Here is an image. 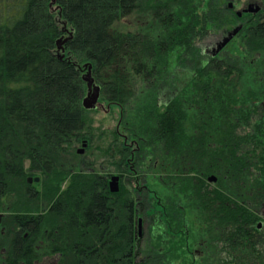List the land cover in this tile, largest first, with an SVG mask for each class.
Segmentation results:
<instances>
[{"label": "trees", "instance_id": "trees-1", "mask_svg": "<svg viewBox=\"0 0 264 264\" xmlns=\"http://www.w3.org/2000/svg\"><path fill=\"white\" fill-rule=\"evenodd\" d=\"M225 1L0 0V264H32L38 241L57 264H193L190 213L199 231L219 234L224 264L238 254L264 264L249 232L264 207V0L242 18ZM237 23L240 59H206L209 32ZM174 56L189 73L176 91ZM89 70L122 110L137 157L162 167L168 197L155 206L143 197L138 209L157 210L145 248L133 230L135 193H112L73 166L76 147L94 138L83 106ZM212 175L218 189L207 186Z\"/></svg>", "mask_w": 264, "mask_h": 264}, {"label": "flooded vegetation", "instance_id": "flooded-vegetation-1", "mask_svg": "<svg viewBox=\"0 0 264 264\" xmlns=\"http://www.w3.org/2000/svg\"><path fill=\"white\" fill-rule=\"evenodd\" d=\"M234 1V0H231ZM247 3V2H246ZM233 4V8H230L229 5L227 6L229 11L233 12L235 15H237L238 12L243 11L248 8V6L251 4H244L242 9L240 10H235V5ZM259 5V4H258ZM260 6V5H259ZM261 9V7H260ZM242 15L238 18H242ZM241 26V24L237 23L233 27H231L226 33L221 35L220 38H216L213 35V31L209 32V37L212 39L213 36L215 37V40L212 39L210 42V38L208 42L205 44V49L203 50L204 55L206 56V59H240V52L238 55L235 54H229L227 52V47L232 45L233 41H235L239 35V33L234 37L220 52L216 53L215 47L218 42H220L229 32H231L234 28ZM213 43V44H212ZM209 45V46H208ZM207 46V47H206ZM94 84L97 85L95 82ZM145 92V90L141 91ZM88 96V92L87 95ZM113 109H116L119 112V118H118V123L116 126V130L118 132L119 138L123 140V147L121 151H124L127 154V157L124 159H117V150H115L114 146V140H113V135L111 132V142L108 145V151L107 153V159L108 160V168L109 171L106 174L97 173L92 170H84L82 166L78 170L93 173V174H98L100 177L104 178L107 186L110 188V183L114 177L118 178V185H119V191L121 186H125L130 188V190L135 193V200L132 202L133 203V208H134V227L133 230H135V234L137 238L143 239L145 235V225L143 223V220L140 219L142 217V212L144 211V204H143V197H146L147 195L146 192H149L148 194H155L153 191L155 186L161 183V171L162 167L159 166L160 161L154 160L153 158H150L153 160V169H150V164L146 163L148 160H144L140 157H137L138 155V143L135 140H130L127 138L128 136L126 135V131L122 129V110L118 108L115 104L113 105L112 103L108 102L107 100H104L102 98V93L101 89L99 92V99L94 108H92L91 113H104V114H109ZM208 135V132H206ZM209 139V135L207 137ZM82 146L80 150H77V154H83L87 151L90 150L92 143L91 141L87 140H82L81 143L79 144ZM86 145V147L83 148V146ZM211 145L207 143V149L210 150ZM116 159L118 161H116ZM116 163V164H115ZM155 165H157L155 167ZM154 172V173H153ZM211 177H215V181L210 182L209 178L207 179V186L210 189H218V178L216 175H212ZM40 178V177H39ZM41 181V179H40ZM35 184V183H34ZM153 188V189H152ZM111 191V190H110ZM118 191V192H119ZM117 192V193H118ZM146 195V196H145ZM149 201V200H148ZM257 203L256 201H254ZM217 205H220V202L216 203ZM142 207V212L139 209V207ZM258 213V219L256 220L255 226H253L249 231L252 236L257 239L255 243L259 246L258 248L261 250V253L264 257V207L261 210L257 211ZM141 221V222H140ZM156 222V220H154ZM199 224H197V229H199ZM206 225H202L200 228V231H195L196 229L193 226H187V232H186V237H185V247L184 249L186 252H188L187 259L189 262L192 261L193 264H224L223 261L225 260V245L223 242L219 239L218 235L219 234H206L205 229ZM153 227L151 228L152 231ZM154 230V229H153ZM154 232V231H153ZM195 232H198L197 234ZM178 234V233H176ZM27 236V235H26ZM238 245L240 248L244 245V242L239 241ZM241 255H237L235 264H241ZM144 263L146 264L144 258H139L136 261V264H141Z\"/></svg>", "mask_w": 264, "mask_h": 264}, {"label": "rangeland", "instance_id": "rangeland-1", "mask_svg": "<svg viewBox=\"0 0 264 264\" xmlns=\"http://www.w3.org/2000/svg\"><path fill=\"white\" fill-rule=\"evenodd\" d=\"M226 5H230V3H234L235 10H240L244 6V4H258L255 0H226ZM247 2V3H246ZM228 31V30H227ZM226 33V32H225ZM213 35L216 38H220L221 35H219V32L217 30L213 31ZM213 44V43H212ZM209 46V45H208ZM207 47V46H206ZM205 49V45L203 46V50ZM241 50V39L237 38L235 41H233L232 45L227 47V52L229 54H235L238 55L239 51ZM170 72L171 74H175V77L172 75V85L174 86V91L177 90V88H180L179 86L182 84H185L188 78V70L184 69V67L179 62L178 56H174V58L171 60L170 63ZM170 74V75H171ZM84 77H87V73L83 75ZM87 85L89 84L86 82ZM95 87V84H93V89ZM92 94V93H91ZM87 98V96H86ZM85 98V99H86ZM91 119L93 120V129H94V138L92 139V146L87 153L85 152L83 154H77L75 152V157L73 158V166H76L77 169L82 166L84 170H92L97 173L106 174L109 171L108 168V160L107 159V148L109 143L111 142V132L116 128L119 118V112L116 109H113L109 114H104L102 112L100 113H91L90 114ZM82 148L81 145H78L76 147V151L80 150ZM155 160V159H154ZM159 161V160H158ZM153 160L148 159L146 163L152 165ZM157 165H155L156 167ZM156 188H152L153 191H156V194H147V199L151 200V203L155 206L157 201L160 199H164L168 197V191L165 190L162 183L155 186ZM160 198V199H157ZM157 210L154 211H148L146 215H142L140 219L143 220L144 227H145V235L144 238L141 241V247L145 248L146 245L149 243L150 240V234H151V228L154 225V220H156V214ZM189 216V215H188ZM194 213H190V216L188 217L189 221L191 220L195 231H199L197 229L198 221L195 218ZM154 233V232H153ZM196 234L198 232H195ZM45 241H38L36 250L38 251V256L34 259L30 260V263L32 264H57V262L60 260V257L57 255H52L49 252H46L44 250V247L46 244ZM142 259L143 256H140Z\"/></svg>", "mask_w": 264, "mask_h": 264}, {"label": "water", "instance_id": "water-1", "mask_svg": "<svg viewBox=\"0 0 264 264\" xmlns=\"http://www.w3.org/2000/svg\"><path fill=\"white\" fill-rule=\"evenodd\" d=\"M229 7L233 8V4L230 3ZM259 11H260V6L258 4H250L247 9L238 12L237 16L240 17L242 15V12L245 13V14H257ZM241 29H242L241 26H238V27L234 28L220 42H218L216 44L215 50H213V51H215L216 53L220 52L234 37H236V35L240 32ZM58 51H63L64 52V50L61 47V41L58 42ZM61 58H63V57H61ZM84 80L86 82H88L89 84H88V96H87L86 99H84L83 106H84L85 109L91 110L92 108H94L96 106V104L98 102L99 92H100L101 88L99 86L95 85V87L93 89L94 81H93V79L91 77L90 70L87 73V77H84ZM84 147H86V145H84L83 148ZM215 180H216L215 177H210L209 178L210 182L215 181ZM39 182H40V178L39 177H36V178L30 177V178H28V183L31 184V185L34 184V183H39ZM110 190H111L112 193H117L119 191V185H118V178L117 177H114L112 179V181L110 183ZM141 264H144V263H141Z\"/></svg>", "mask_w": 264, "mask_h": 264}]
</instances>
